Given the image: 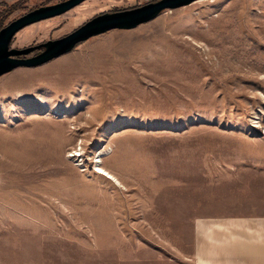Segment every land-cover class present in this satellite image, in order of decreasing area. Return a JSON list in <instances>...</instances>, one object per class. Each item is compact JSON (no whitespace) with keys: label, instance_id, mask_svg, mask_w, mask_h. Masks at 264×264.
Listing matches in <instances>:
<instances>
[{"label":"rangeland","instance_id":"374dc122","mask_svg":"<svg viewBox=\"0 0 264 264\" xmlns=\"http://www.w3.org/2000/svg\"><path fill=\"white\" fill-rule=\"evenodd\" d=\"M61 1L0 0V29ZM153 1L86 0L11 48ZM261 156L264 0H196L14 69L0 77V264H190L194 175Z\"/></svg>","mask_w":264,"mask_h":264},{"label":"crops","instance_id":"0c3cea01","mask_svg":"<svg viewBox=\"0 0 264 264\" xmlns=\"http://www.w3.org/2000/svg\"><path fill=\"white\" fill-rule=\"evenodd\" d=\"M229 161L194 175L190 264H264V156Z\"/></svg>","mask_w":264,"mask_h":264},{"label":"water","instance_id":"95a60500","mask_svg":"<svg viewBox=\"0 0 264 264\" xmlns=\"http://www.w3.org/2000/svg\"><path fill=\"white\" fill-rule=\"evenodd\" d=\"M86 0H64L29 11L0 29V77L17 68H35L61 55L69 53L76 45L111 30H131L147 23L165 10L191 4L196 0H157L135 8L99 14L70 34L24 49L11 48L13 37L34 23L65 14ZM41 50L34 56V51Z\"/></svg>","mask_w":264,"mask_h":264},{"label":"bare ground","instance_id":"6f19581e","mask_svg":"<svg viewBox=\"0 0 264 264\" xmlns=\"http://www.w3.org/2000/svg\"><path fill=\"white\" fill-rule=\"evenodd\" d=\"M76 156H78V155H76ZM96 163H99L100 161L99 160H96L95 161ZM96 166V165H95ZM95 170V172H97L98 174H100V175H102V176H104V177H106V178H108V179H114L111 175H109L105 170H103L100 166H96V169H94ZM115 180V179H114ZM115 182H117L116 180H115Z\"/></svg>","mask_w":264,"mask_h":264},{"label":"flooded vegetation","instance_id":"af4514ba","mask_svg":"<svg viewBox=\"0 0 264 264\" xmlns=\"http://www.w3.org/2000/svg\"><path fill=\"white\" fill-rule=\"evenodd\" d=\"M157 1V0H156ZM154 2V1H153Z\"/></svg>","mask_w":264,"mask_h":264}]
</instances>
